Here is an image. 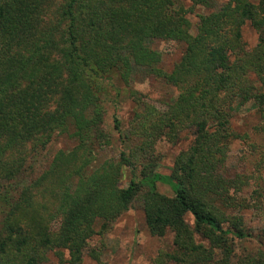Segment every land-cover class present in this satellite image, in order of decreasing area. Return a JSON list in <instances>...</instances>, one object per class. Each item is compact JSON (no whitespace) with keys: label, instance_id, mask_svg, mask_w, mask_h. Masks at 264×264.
I'll return each instance as SVG.
<instances>
[{"label":"trees","instance_id":"trees-1","mask_svg":"<svg viewBox=\"0 0 264 264\" xmlns=\"http://www.w3.org/2000/svg\"><path fill=\"white\" fill-rule=\"evenodd\" d=\"M197 5L215 6L214 0H0V264H47L59 249L68 250L67 263L82 264L90 240L103 239L136 203L151 234L174 235V248L161 249L153 264H264V249L237 251V241L253 237L243 211L260 208L264 196V141L250 142L256 158L250 173L225 171L234 140L251 138L232 126L234 103L253 102L263 119L256 130L264 135V0H228L201 14L193 32L189 14ZM247 22L259 35L252 49L243 36ZM158 39L184 46L171 71L152 45ZM139 67L178 94L159 108L131 91L137 107L129 135L117 115L114 129L123 143L137 139V158L123 149L101 158L112 139L103 95L114 75L129 86ZM187 130L194 131L193 143L177 155L171 174H161L158 142L174 143ZM56 135L74 145L19 183ZM162 179L174 184V195L158 190ZM104 245L89 250L99 264Z\"/></svg>","mask_w":264,"mask_h":264},{"label":"rangeland","instance_id":"rangeland-1","mask_svg":"<svg viewBox=\"0 0 264 264\" xmlns=\"http://www.w3.org/2000/svg\"><path fill=\"white\" fill-rule=\"evenodd\" d=\"M228 0H214V8L218 9ZM256 1V0H254ZM188 5H191L188 2ZM214 8L197 5L193 12L189 14L192 31L195 32L199 17ZM243 36L248 49H252L258 42V33L250 22L243 27ZM154 48L163 54L161 67L166 71H171L174 64L181 58L184 46L181 43L167 40H155L152 42ZM109 92L103 95L102 105L106 110L104 126L111 134L112 139L101 152V158L118 156L120 150L133 153L137 158V139L131 138L123 143L114 129V116L117 115L122 124V130L129 135V127L132 121L137 103L131 91H137L143 100H146L159 108H164L178 94L177 89L168 84L159 75L152 73L149 68L139 67L134 70L130 85H126L120 80L118 75H114L112 84L108 85ZM232 126L241 134H249L250 139L243 141L236 139L231 145V150L226 163V174L234 176L238 173H250L253 169L255 155L252 152L250 142L262 143L264 135L257 132L256 128L262 123V116L253 102L244 105L234 103L232 112ZM193 130L184 131L176 142L163 139L158 142L157 150L162 159L159 167L161 174L167 176L172 173L174 161L177 155L187 149L194 141ZM74 141L67 135H56L45 150L36 153L29 161L24 174L19 179V183L25 184L38 176L46 169L52 161L55 153L59 149L70 148ZM129 180V172L125 170L123 184ZM158 190L167 195H174V184L160 180L157 183ZM248 191V193H247ZM245 191L249 195L252 188ZM260 208H252L243 211L246 225L251 229L253 237L248 240L237 241V251H254L258 248L264 249V196L259 198ZM187 221L194 226V218L188 213ZM100 222L97 223L98 229ZM198 239H201L197 235ZM174 235L171 231L163 236L151 234L146 223V217L142 203H136L132 209L125 212L114 224L113 228L102 239L100 235H95L89 242L88 249L84 255L82 264H99L89 255V250L104 241L102 253L103 264H153V261L161 249L172 250ZM50 260L47 264H69V252L66 249H59L49 254ZM169 264H174L170 262Z\"/></svg>","mask_w":264,"mask_h":264}]
</instances>
